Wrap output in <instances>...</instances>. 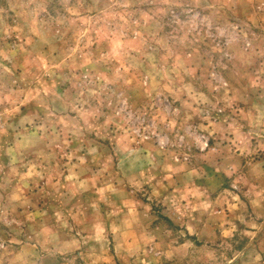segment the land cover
Instances as JSON below:
<instances>
[{"label": "clouds", "instance_id": "9594fccd", "mask_svg": "<svg viewBox=\"0 0 264 264\" xmlns=\"http://www.w3.org/2000/svg\"><path fill=\"white\" fill-rule=\"evenodd\" d=\"M0 264H264V0H0Z\"/></svg>", "mask_w": 264, "mask_h": 264}]
</instances>
